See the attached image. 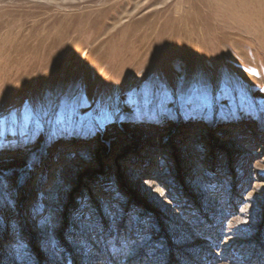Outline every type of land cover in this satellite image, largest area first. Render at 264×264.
Here are the masks:
<instances>
[{"label": "rangeland", "instance_id": "374dc122", "mask_svg": "<svg viewBox=\"0 0 264 264\" xmlns=\"http://www.w3.org/2000/svg\"><path fill=\"white\" fill-rule=\"evenodd\" d=\"M0 264H264V0H0Z\"/></svg>", "mask_w": 264, "mask_h": 264}]
</instances>
